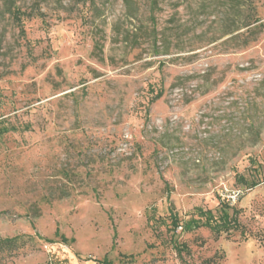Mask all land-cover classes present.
I'll return each mask as SVG.
<instances>
[{
	"label": "rangeland",
	"instance_id": "rangeland-1",
	"mask_svg": "<svg viewBox=\"0 0 264 264\" xmlns=\"http://www.w3.org/2000/svg\"><path fill=\"white\" fill-rule=\"evenodd\" d=\"M16 236L0 264H264V0H0Z\"/></svg>",
	"mask_w": 264,
	"mask_h": 264
},
{
	"label": "trees",
	"instance_id": "trees-1",
	"mask_svg": "<svg viewBox=\"0 0 264 264\" xmlns=\"http://www.w3.org/2000/svg\"><path fill=\"white\" fill-rule=\"evenodd\" d=\"M258 182H254L252 185H257ZM63 197V196H60ZM206 221L201 224H196V227L207 226L211 228L217 235H221L222 233H229L232 228L238 227V221L235 216H230L229 214H222L220 217H216L213 211H206ZM176 222V220H175ZM178 225L179 222H176ZM23 238L16 236L12 238H6L0 240V252L5 250H13L24 244L22 241Z\"/></svg>",
	"mask_w": 264,
	"mask_h": 264
}]
</instances>
